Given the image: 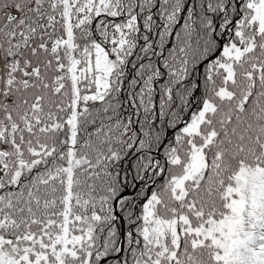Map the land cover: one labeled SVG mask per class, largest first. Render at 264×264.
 Segmentation results:
<instances>
[{"label": "snow or ice", "instance_id": "6c2138e0", "mask_svg": "<svg viewBox=\"0 0 264 264\" xmlns=\"http://www.w3.org/2000/svg\"><path fill=\"white\" fill-rule=\"evenodd\" d=\"M0 264H264V0H0Z\"/></svg>", "mask_w": 264, "mask_h": 264}]
</instances>
